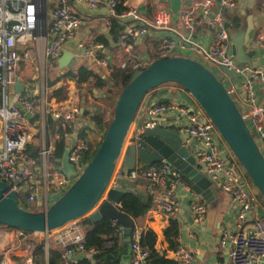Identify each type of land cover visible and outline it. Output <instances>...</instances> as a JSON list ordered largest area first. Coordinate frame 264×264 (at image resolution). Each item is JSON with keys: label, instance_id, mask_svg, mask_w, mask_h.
Returning a JSON list of instances; mask_svg holds the SVG:
<instances>
[{"label": "built area", "instance_id": "2783aa9c", "mask_svg": "<svg viewBox=\"0 0 264 264\" xmlns=\"http://www.w3.org/2000/svg\"><path fill=\"white\" fill-rule=\"evenodd\" d=\"M73 3L86 5L94 11L103 6L109 28L112 17L132 20L126 25L120 45L129 54L124 65L133 71L134 76L160 57L183 55L202 62L214 73V70H221L223 77L219 79L224 84L228 79L239 78L241 92H237L233 83L226 87L264 156V97L260 98L255 89L256 84L260 87L264 84V78L251 80L256 71L248 66L240 67L231 52L232 32L225 25L227 21L231 22L225 17L229 12L225 9L233 11L237 6L236 0H202L192 6L181 7L178 12L182 31L169 25L171 18L166 8H161L153 19H149L140 13L138 6L117 13L116 0H0V181L8 183L17 193L22 208L35 210L32 202L41 199L42 208L47 209L73 183L50 166L49 157L54 145L46 139L48 116L60 118L73 128L75 137L73 134L70 137V161L79 172L86 166L81 157L89 149V143L79 134V129L93 124L92 113L82 117L84 107L77 93L53 105L48 95L51 89L48 80L51 79L45 76V70L49 68L57 73L60 71L58 59L66 51V43L75 38L83 21L75 12ZM203 25L214 31L213 40L206 47L192 38L197 28ZM263 25L264 20L262 27L255 32L254 47H264ZM157 30L166 34L155 58H145L132 52L133 42ZM78 47L105 76L113 71V59L106 53L102 42L80 43ZM25 63L27 66L35 65L39 71L32 79L23 77L22 65ZM20 80L24 82V88L18 93L15 85ZM175 89L171 95L183 88L176 85ZM156 90L149 91L140 103L129 139L133 137L138 143L145 130L158 125L177 130L184 145L192 151L199 171L211 176L213 185L218 190L229 192L231 197V220L221 229L218 242L226 249V258L221 264H264V217L258 216V210H264V204L258 188L248 179L244 167L190 93L187 94L193 100L192 105L177 95L161 102ZM36 135L43 139L38 160L25 152ZM130 178L144 182L145 192L152 198L150 211L161 213L170 220L178 221L182 207L177 191L190 192L188 205L193 224H190L188 232L195 237L193 229L205 219L207 205L180 171L163 160L142 173L132 172ZM13 230L17 240L10 249L6 247L9 242L0 236V264H15L12 255L23 244H27L29 251L23 264H37L34 253L36 240L28 241L31 232ZM41 234L45 236L46 258L49 238L56 235L59 239L64 249L59 264H73L75 255L85 251V230L80 220ZM141 235L142 231L134 228L128 264H150V252L141 244ZM90 252L94 253V250ZM174 256L180 264H189L193 259L191 251L182 243L174 250Z\"/></svg>", "mask_w": 264, "mask_h": 264}, {"label": "water", "instance_id": "95a60500", "mask_svg": "<svg viewBox=\"0 0 264 264\" xmlns=\"http://www.w3.org/2000/svg\"><path fill=\"white\" fill-rule=\"evenodd\" d=\"M181 5V0H171L172 10L179 11ZM140 9L145 7L141 6ZM227 11L232 12L225 9ZM261 20L256 22L249 16L246 22L238 23L236 28H233L232 22L227 21L225 24L232 29V55L241 68L248 66L256 71L251 80L264 78V47L257 48L252 44L255 32L262 27ZM74 57L71 51L62 54L58 59L61 73L68 69ZM89 65L97 72L100 71L91 58ZM167 84L179 85L183 89L174 95L165 96L170 90L165 87L158 92L159 100L165 102L177 95L192 105L193 100L187 90L204 108L264 199V156L226 85L202 62L183 55H172L151 62L122 89L106 133L81 172L70 161V144L66 145L63 156L57 159L53 169L60 171L73 183L47 209L42 208L41 199L32 202L35 210L22 208L17 193L8 183L0 181V225L44 233L84 217H89L90 223L107 217L122 227L123 244L130 246L135 223L133 217L120 209V203L127 193H133L145 204L149 202L150 196L143 190H135L130 178L132 172L138 170L140 163L152 165L167 160L192 182L193 188L207 203L211 201L212 194L218 196V189L213 185L211 176L205 175L195 166V157L184 145L177 130L158 125L145 130L137 140L138 143L131 137L126 144L131 125L145 95ZM23 88L24 82L18 81L15 85L16 92L21 93ZM259 88L260 85L256 84L255 89ZM185 208L189 224L192 225L189 205ZM258 216L264 217L262 208H259ZM181 235L184 242L187 241L186 228L181 229ZM93 257L96 258L97 255L93 254ZM124 257L129 259V255Z\"/></svg>", "mask_w": 264, "mask_h": 264}, {"label": "crops", "instance_id": "0c3cea01", "mask_svg": "<svg viewBox=\"0 0 264 264\" xmlns=\"http://www.w3.org/2000/svg\"><path fill=\"white\" fill-rule=\"evenodd\" d=\"M101 1H105V0H101ZM201 1L202 0H181L182 3L181 7L182 8L189 7ZM236 2H237L236 8L232 12L229 11L228 13L233 14V16H237L239 24L246 22L249 16H252L253 20L256 22L257 20H261V19H262L261 21L264 20V14H263L264 0H236ZM148 3H150L151 5L150 12L147 11ZM125 4L128 7L138 6L139 9L141 6H144L145 9L142 10L140 9V13L144 17H147L149 19H153L156 13L161 8H166L170 13V18H171L169 25L174 29L180 31L183 30L179 12L172 10L171 0H125ZM73 8L75 9V12L83 18V21L77 30L75 38L68 41L65 46L66 51L73 52L75 57L77 58L76 60H74L75 62L72 61L71 64L69 65V66L72 65L71 69H75L80 65H87L91 68V66L89 65L90 57L85 56L82 50L80 51L78 47V44L80 43L88 44L91 42L106 41L107 42V45H105L106 53L110 54V56L112 57L113 64L115 66L124 64L127 58L129 57V54L125 53V51L122 49V46L120 45L121 38L119 39L118 42H115L112 39L110 28L107 25V15L105 8L102 6L98 10L94 11L88 8L86 5L83 4L79 5L76 3H73ZM230 31L232 32V29H230ZM165 34H166L165 31L157 30V31H152L151 33L145 36L139 37L135 42H133L132 52L133 53L136 52L137 54L145 58L147 57L155 58L158 54L159 47L161 45L163 36ZM213 37H214L213 29L207 27L206 25L198 27L192 36L193 40L197 44H200L203 47L208 46V44L213 40ZM60 71L58 70V73H60ZM232 83L233 85H235L237 92L238 93L241 92L239 78H235V79L231 78V80L228 79L225 81L226 86L232 85ZM60 86H66L68 88V97L70 95H73L74 93H77L78 95V91H79L78 89H81V87H78L76 83L72 80H67L65 82L59 81L54 85L55 88H58ZM165 87L171 88V90L165 96H170L176 90L175 89L176 85L167 84L165 86H162L161 88H157L156 91L159 92L161 89ZM97 91H98L97 89L94 90L95 95H97ZM258 95L260 98L264 96V84H262L260 89L258 90ZM50 99H52L51 103L53 105L62 103L67 100L66 99L59 101L56 98H50ZM105 112L106 113L108 112V108H105ZM95 140L97 142L99 138L97 137L95 138ZM47 142L55 145V138H51L50 140H47ZM96 142L94 143V146ZM54 165L56 164H52L50 162L51 167H53ZM36 167L38 169V166ZM131 180L134 182L135 190L146 191L145 184L142 180L140 181L133 179ZM190 184L192 189H194L191 181ZM217 191H218L217 192L218 196L212 194V199L209 203H207L206 200L203 198V196L199 193V197L207 205V213L202 223L195 225L193 229L195 235L194 238L191 237L188 232L190 230L191 225L189 224L188 216H186L187 210L185 208V206H187L191 200L190 192L182 189L177 191L178 198L182 204L180 214L178 215V222L180 224L181 229L183 228L187 229V241L184 242V240L181 239V242L186 248H188L191 251L193 255V259L189 264H221L226 258V249L225 248L223 249L218 242H219L221 229L225 227L231 220V215H230L231 197L229 192L227 191H222V190H217ZM149 196L151 197V195ZM134 223H135V228L140 229L142 232L147 229H151L156 236V240H157L156 249L162 253L166 252L167 257L177 260L174 256V250L169 249V244L166 241V237L164 234V230L170 224L169 218H167L165 215H162L161 213L151 212L149 209L148 212L145 214V216L138 219H134ZM120 230L123 237L121 226H120ZM0 236H2L4 240L9 242V244L6 246L8 249H10L11 244L17 240L13 228L3 225H0ZM38 238H43L45 240V236L44 235L42 236L41 233L31 232V234H29L28 241L35 242V240H37ZM111 244L112 243L109 242L107 243V246L110 247ZM26 246L27 244H23L19 250L17 249L13 253L12 257L14 259L15 264H23V262L26 260L29 252L26 249ZM49 247L54 248L56 250L63 249V246L56 235H53L48 240V252H49ZM129 252H130V248H129ZM90 254H93V252L92 253L90 252ZM83 255H86V251L84 252L79 251L75 255V258L82 257ZM128 262L129 259L123 257L120 264H128ZM45 264H47V261Z\"/></svg>", "mask_w": 264, "mask_h": 264}, {"label": "trees", "instance_id": "16d2710c", "mask_svg": "<svg viewBox=\"0 0 264 264\" xmlns=\"http://www.w3.org/2000/svg\"><path fill=\"white\" fill-rule=\"evenodd\" d=\"M128 9L125 4V0H116V12L122 13ZM147 11H151V5L148 3ZM225 17L230 19L233 24V28L238 26V17L233 14L225 13ZM112 24L110 27V33L112 39L118 42L121 36H123L127 23L131 22V19L119 20L117 17L111 18ZM104 45H107L106 41H102ZM24 65H22V68ZM134 73L127 65H119L113 68V71L104 77V72L90 68L87 65H80L75 69L66 70L63 74L59 75L56 80H48V86L51 87L49 91L50 98H56L59 101L65 100L68 97V88L66 86H60L55 88L54 85L59 81L72 80L78 87H82L84 84L93 80L92 94H94L97 104L93 110L89 109L86 103L81 101V106L84 107L82 117L91 114L93 124L82 126L79 129V134L89 143V149L84 151L81 157V161L88 163L95 154L98 146L100 145L108 125L110 124L113 116V110L115 108L118 95L122 89L131 81ZM97 89L102 93L99 97L95 95L94 90ZM82 99L87 101L84 97L86 94L80 95ZM101 103H105L109 109H111V116H107L104 106ZM46 139L50 140L55 138L54 150L51 153L49 160L52 164H57V159L61 158L64 154L65 147L70 143V137L74 133L73 128L69 127L62 119L48 116L46 121ZM92 132L95 138L99 137L95 146L89 138V133ZM40 146L36 147L32 142L29 143L25 152L35 159H39ZM156 164L147 165L143 164L138 168V172L142 173ZM186 179V178H185ZM187 180V179H186ZM188 181V180H187ZM190 183V181H188ZM261 199L264 202L263 197ZM152 205V198L148 203H143L133 193H127L122 198L120 203V209L129 214L134 219L145 216ZM81 220V219H80ZM85 230V251L86 255L75 258L73 264H120L122 258L129 253V246L123 244L122 233L119 224L115 221L103 217L98 221L89 222V217L82 218L80 222ZM134 231V229H133ZM166 241L169 244V249L176 250L181 245V227L176 219H171L169 226L164 230ZM111 242V246H107V243ZM156 236L151 229H147L142 232L141 244L148 248L149 262L150 264H179L178 260L169 258L166 256V252H160L156 249ZM93 249L97 257L94 258L93 254H90V250ZM63 250H56L49 247L48 257L46 258L45 241L43 238L36 240L34 249L35 261L37 264H59L63 259ZM88 255V256H87Z\"/></svg>", "mask_w": 264, "mask_h": 264}, {"label": "rangeland", "instance_id": "374dc122", "mask_svg": "<svg viewBox=\"0 0 264 264\" xmlns=\"http://www.w3.org/2000/svg\"><path fill=\"white\" fill-rule=\"evenodd\" d=\"M77 58L75 57L74 60H76ZM73 60V62H75ZM33 67V68H32ZM72 68V65L68 67L67 70L71 69ZM23 71V77L26 78V79H32L34 74H37V72L39 73L38 70L35 69V65H30V66H27V64L25 63L24 65V69L22 70ZM217 77L218 78H222L223 77V72L221 70H214ZM61 73H57L55 70L49 68L48 70H45V76H46V79H52V80H56L57 77L60 75ZM93 85V80H91L90 82L86 83L83 85V87H81V89H78V95H79V98L80 100L83 102L86 103L87 107L91 110H93V108L95 107V104H97V101L94 97V94H92V86ZM179 86V85H178ZM227 87L229 88V86L227 85ZM175 92V91H174ZM187 93H189L187 90H186ZM83 95V94H86L87 97H84L85 99H87V101H85L84 99H82V97L80 95ZM97 95L100 97L102 95V93L100 91H97ZM102 106H104V108H108L107 105L105 103H101ZM114 111V110H113ZM111 109L108 108V112L106 113L107 116H111ZM79 120H83L82 117H79ZM130 135H128L127 137V141H126V144L128 143V139H129ZM89 138L90 140L92 141V143L94 144L96 142L95 140V135L90 132L89 133ZM99 138V137H98ZM32 143L36 146V147H41L42 146V143H43V139L40 135H36L34 138H33V141ZM238 161V160H237ZM239 162V161H238ZM144 163H140L138 165V168L142 167ZM249 180H251L249 177H248ZM260 198H261V195H260ZM262 200V199H261ZM263 202V200H262ZM264 204V202H263ZM82 221V220H81ZM80 221V222H81ZM40 236V235H39ZM43 236V234H42Z\"/></svg>", "mask_w": 264, "mask_h": 264}]
</instances>
